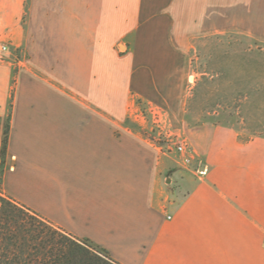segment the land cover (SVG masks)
<instances>
[{
    "label": "crops",
    "instance_id": "obj_1",
    "mask_svg": "<svg viewBox=\"0 0 264 264\" xmlns=\"http://www.w3.org/2000/svg\"><path fill=\"white\" fill-rule=\"evenodd\" d=\"M225 33L264 43V0H0V191L119 264H264V199L218 188L221 132L184 121L192 41ZM131 100L201 176L124 124Z\"/></svg>",
    "mask_w": 264,
    "mask_h": 264
},
{
    "label": "rangeland",
    "instance_id": "obj_2",
    "mask_svg": "<svg viewBox=\"0 0 264 264\" xmlns=\"http://www.w3.org/2000/svg\"><path fill=\"white\" fill-rule=\"evenodd\" d=\"M190 55L191 84L184 121L188 128L210 123L221 132L214 157L217 166L209 173L215 177L213 183L218 188L253 191L263 200L264 43L238 33L210 35L194 39ZM124 124L156 143L162 156L179 161V170L192 169L196 179L204 172L203 168L199 172L198 163L193 167L183 164L175 146L185 142L187 156L191 147L162 122L156 126L143 104L131 100ZM219 140L217 136L216 144ZM176 186L174 182L170 187Z\"/></svg>",
    "mask_w": 264,
    "mask_h": 264
},
{
    "label": "trees",
    "instance_id": "obj_3",
    "mask_svg": "<svg viewBox=\"0 0 264 264\" xmlns=\"http://www.w3.org/2000/svg\"><path fill=\"white\" fill-rule=\"evenodd\" d=\"M9 116L0 120V178L7 155ZM0 264H119L89 240L55 227L0 191Z\"/></svg>",
    "mask_w": 264,
    "mask_h": 264
},
{
    "label": "built area",
    "instance_id": "obj_4",
    "mask_svg": "<svg viewBox=\"0 0 264 264\" xmlns=\"http://www.w3.org/2000/svg\"><path fill=\"white\" fill-rule=\"evenodd\" d=\"M10 51L9 46L5 43H1L0 42V61H4L5 60V55ZM151 116L153 119L154 124H156V126H159L161 124V115L159 112H155L152 111L151 112ZM176 152L180 155L183 156V164H189L192 156H187V148H186V143L182 142V143H177L175 146Z\"/></svg>",
    "mask_w": 264,
    "mask_h": 264
},
{
    "label": "water",
    "instance_id": "obj_5",
    "mask_svg": "<svg viewBox=\"0 0 264 264\" xmlns=\"http://www.w3.org/2000/svg\"><path fill=\"white\" fill-rule=\"evenodd\" d=\"M203 167V165H201V168Z\"/></svg>",
    "mask_w": 264,
    "mask_h": 264
}]
</instances>
